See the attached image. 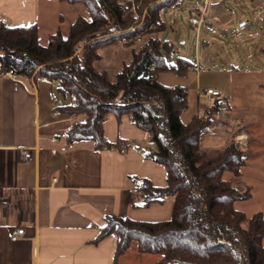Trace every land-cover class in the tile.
<instances>
[{"label": "trees", "instance_id": "obj_1", "mask_svg": "<svg viewBox=\"0 0 264 264\" xmlns=\"http://www.w3.org/2000/svg\"><path fill=\"white\" fill-rule=\"evenodd\" d=\"M63 1L83 6L86 14L79 15L68 31L51 34L47 44L40 42L36 25L0 22V71L14 70L28 81L62 80L57 89L71 102L60 110L80 116L67 131V143L91 139L97 149L111 148L104 124L115 113L118 118L129 115L155 145L148 156L166 166L167 184L155 186L139 179L136 188L146 205L173 197L171 217L145 221L107 216L101 235H116V258L135 244L140 253L160 255L157 264H264V214L249 216L237 208V201L252 197L251 187L241 189L226 177L241 176L247 163L244 151L235 141L213 156L201 148L202 131L216 112L228 108L227 98L218 95L208 101L203 89L199 98L207 104L185 122L188 88L165 85L155 75L161 70L184 74L197 69L184 58L173 63L177 48L160 37L165 28L161 11L180 5L179 0H142L139 10L147 7L149 17L138 28L134 17L119 10V0ZM158 19L161 24L138 42L137 34ZM114 42L130 46L132 57L113 76L95 62L101 58L99 48Z\"/></svg>", "mask_w": 264, "mask_h": 264}, {"label": "crops", "instance_id": "obj_2", "mask_svg": "<svg viewBox=\"0 0 264 264\" xmlns=\"http://www.w3.org/2000/svg\"><path fill=\"white\" fill-rule=\"evenodd\" d=\"M258 1L264 10V0ZM83 8L63 0H0V22L36 25L40 42L47 44L51 34L68 31L86 14ZM257 24L263 35L264 14ZM55 89L45 78L28 81L0 71V264H157L160 255L137 247L116 258V235H101L109 215L145 221L171 217L173 197L146 205L134 191L139 179L167 184L166 166L148 156L155 145L129 115L115 113L104 124L111 148L97 149L91 139L67 143L76 118L60 110L71 99L60 100ZM202 90L196 91L199 112L205 107ZM228 126L226 145L246 127L243 119ZM121 143L128 144L123 153ZM21 227L24 234L12 239Z\"/></svg>", "mask_w": 264, "mask_h": 264}, {"label": "rangeland", "instance_id": "obj_3", "mask_svg": "<svg viewBox=\"0 0 264 264\" xmlns=\"http://www.w3.org/2000/svg\"><path fill=\"white\" fill-rule=\"evenodd\" d=\"M197 1L179 0L180 5L168 6L160 13L165 24L160 37L171 40L177 48L172 62L184 58L197 69L184 74L161 70L157 72L158 79L165 85L188 88L189 108L184 120L199 112L198 89L220 88L221 97H230L227 98L230 106L216 112L211 125L205 128L202 147L209 156L215 155L226 145L227 127L232 129L228 124L244 120L246 127L233 134V140L244 151L247 163L240 177L230 173L226 177L241 189L251 187L252 197L237 201V208L249 216L256 212L264 214V34L257 24L264 10L258 0H213L207 18L196 26L189 19V10ZM98 51L101 58L95 66L107 69L113 76L132 57L131 47L118 42L105 44ZM55 94L60 100L64 97L58 89ZM66 114L76 121L80 118L76 113Z\"/></svg>", "mask_w": 264, "mask_h": 264}, {"label": "built area", "instance_id": "obj_4", "mask_svg": "<svg viewBox=\"0 0 264 264\" xmlns=\"http://www.w3.org/2000/svg\"><path fill=\"white\" fill-rule=\"evenodd\" d=\"M213 0H198L196 6L192 7L189 10V19L192 23L196 26L201 25L203 21L207 18L210 10V6ZM142 0H119V10L124 15H131L136 20V27H142L145 24L146 18L149 17V12L147 7H144L142 11L139 10V5L141 4ZM161 24V20H150L149 23L145 26L143 32H139L137 34L138 42L143 40V34L150 30L155 29ZM135 28L134 26L131 29ZM5 74L10 75L12 77H18V74L14 70L5 71ZM62 81L61 79H53L51 83L54 86H57L58 83ZM221 95V91L216 88H207L203 92V96L206 100H210L213 96ZM128 149V144L121 143L120 145V152H125ZM25 158H29L31 156L30 151H26L24 153ZM135 192H140L137 188L134 189ZM25 232L23 227L16 229L12 234V239L16 240L19 239Z\"/></svg>", "mask_w": 264, "mask_h": 264}]
</instances>
